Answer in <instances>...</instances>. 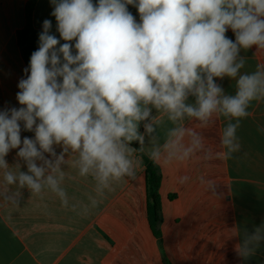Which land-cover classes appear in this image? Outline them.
<instances>
[{"label":"clouds","instance_id":"clouds-1","mask_svg":"<svg viewBox=\"0 0 264 264\" xmlns=\"http://www.w3.org/2000/svg\"><path fill=\"white\" fill-rule=\"evenodd\" d=\"M50 3L59 39L50 34L52 21L44 20L38 50L23 70L26 78L18 82L20 107L0 110L4 202L18 206L21 189L40 194L47 187L68 207L60 166L70 149L78 154L79 174L92 175L101 194L113 181L135 177L137 149L131 143L144 144L139 123L151 117L150 105L167 113L173 123L187 116L207 127L214 117H223L224 151L217 156L229 158L241 150V119L250 115L252 101L264 100V64L251 74H240L245 66L240 51L253 45L264 49V0ZM129 5L137 9L139 21ZM229 29L235 41L226 36ZM225 77L235 79L234 95L216 83ZM189 96L195 97V104L186 103ZM144 127L149 134L154 131L151 123ZM22 131L34 137L22 138ZM171 132L183 134L184 129ZM202 147L203 138L194 133L180 158ZM13 149L26 172L20 171V162L10 168L5 158ZM160 155L158 148L150 152L153 160ZM96 203L93 199V206ZM261 241L264 227L250 235L245 232L237 255H254Z\"/></svg>","mask_w":264,"mask_h":264},{"label":"crops","instance_id":"crops-1","mask_svg":"<svg viewBox=\"0 0 264 264\" xmlns=\"http://www.w3.org/2000/svg\"><path fill=\"white\" fill-rule=\"evenodd\" d=\"M28 1L0 0V110L20 107L18 82L26 78L23 70L29 63L18 45L17 32L26 24ZM53 9L50 0H38L32 22L42 32L43 21L51 20L50 34L59 39ZM128 9L139 21L137 9L132 5ZM226 36L235 41L231 29ZM240 56L245 58L240 74H251L264 64V49L255 45L241 49ZM216 83L226 94H235V79L225 77ZM186 103L195 104V97L189 96ZM149 107L151 117L139 123L144 144L139 143L138 149L131 144L137 149L135 177L113 181L101 194L92 175L79 174L78 154L70 149L60 166L64 174L60 187L68 207L47 187L40 194L21 189L18 206L0 196V264H264V241L246 259L236 252L245 232L250 235L264 227V100L251 102L250 115L241 119L237 130L241 150L229 158L217 156L224 151L220 143L226 124L223 117H214L202 127L187 116L173 123L167 113ZM146 123L153 124L150 134ZM174 128H183V134L172 133ZM194 133L203 138V147L181 159ZM21 136L31 138L34 133L22 131ZM153 148L161 153L156 160L150 157ZM61 151L57 146V154ZM16 152L11 150L5 159L10 168L20 162V171L26 172ZM144 159L160 175V212L155 224L149 218ZM185 176L188 179L181 182Z\"/></svg>","mask_w":264,"mask_h":264},{"label":"trees","instance_id":"trees-1","mask_svg":"<svg viewBox=\"0 0 264 264\" xmlns=\"http://www.w3.org/2000/svg\"><path fill=\"white\" fill-rule=\"evenodd\" d=\"M38 0H29L26 6V24L17 32V42L22 48L26 61L30 62L32 52L38 50L39 47V34L40 30L36 29L33 25L32 18ZM137 149L139 142L133 141L131 143ZM147 165V187L148 195L150 198L149 203V218L152 224L158 222L160 212V175L156 166L148 159H144Z\"/></svg>","mask_w":264,"mask_h":264}]
</instances>
